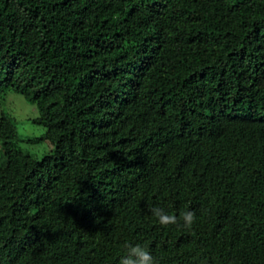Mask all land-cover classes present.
Segmentation results:
<instances>
[{"label": "trees", "instance_id": "trees-1", "mask_svg": "<svg viewBox=\"0 0 264 264\" xmlns=\"http://www.w3.org/2000/svg\"><path fill=\"white\" fill-rule=\"evenodd\" d=\"M8 91L0 264H264V0H0Z\"/></svg>", "mask_w": 264, "mask_h": 264}, {"label": "rangeland", "instance_id": "rangeland-1", "mask_svg": "<svg viewBox=\"0 0 264 264\" xmlns=\"http://www.w3.org/2000/svg\"><path fill=\"white\" fill-rule=\"evenodd\" d=\"M6 115L15 123L20 134L39 137L43 130L32 123V119L38 117V111L34 104L27 102L21 95L8 91L0 97V115ZM18 148L30 154H39L40 148L36 145L19 143Z\"/></svg>", "mask_w": 264, "mask_h": 264}, {"label": "clouds", "instance_id": "clouds-1", "mask_svg": "<svg viewBox=\"0 0 264 264\" xmlns=\"http://www.w3.org/2000/svg\"><path fill=\"white\" fill-rule=\"evenodd\" d=\"M151 214L156 218L162 227L176 225L184 229H191L196 220L195 213L191 209L181 211L179 216L169 214L164 208L153 206ZM126 253L119 259V264H154L153 256L150 251L141 244H126Z\"/></svg>", "mask_w": 264, "mask_h": 264}]
</instances>
